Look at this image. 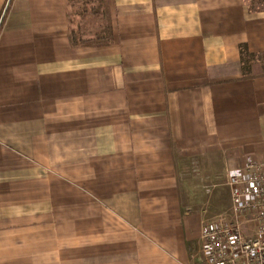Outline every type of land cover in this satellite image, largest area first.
Wrapping results in <instances>:
<instances>
[{
    "label": "crops",
    "instance_id": "obj_1",
    "mask_svg": "<svg viewBox=\"0 0 264 264\" xmlns=\"http://www.w3.org/2000/svg\"><path fill=\"white\" fill-rule=\"evenodd\" d=\"M77 1L0 0V264H200L181 175L264 163V9L88 0L96 42Z\"/></svg>",
    "mask_w": 264,
    "mask_h": 264
},
{
    "label": "built area",
    "instance_id": "obj_2",
    "mask_svg": "<svg viewBox=\"0 0 264 264\" xmlns=\"http://www.w3.org/2000/svg\"><path fill=\"white\" fill-rule=\"evenodd\" d=\"M227 180L230 209L203 220L199 262L264 264V163L251 161Z\"/></svg>",
    "mask_w": 264,
    "mask_h": 264
},
{
    "label": "rangeland",
    "instance_id": "obj_3",
    "mask_svg": "<svg viewBox=\"0 0 264 264\" xmlns=\"http://www.w3.org/2000/svg\"><path fill=\"white\" fill-rule=\"evenodd\" d=\"M246 1L250 5V7L264 9V0ZM89 5L90 2H88V0H82L73 3V5L71 6L73 26L75 27L79 25V22L83 21L84 19L90 20L88 22H85L84 20L83 26L88 24L92 25L93 28H96L92 30V32H96V42L106 41L107 38H99L98 36L99 32L103 33V30H100V17L97 15H91V6ZM75 12H77V14ZM84 30H87V28H84ZM105 32L106 34L104 35L107 36V31ZM85 35L86 36L84 37H87V35H89L88 31H85ZM84 41H88V39H85ZM68 161L73 164V161ZM193 166L194 169L189 168L187 173L181 175V179H184L183 181L188 183L186 186L187 188L185 189L186 193L183 192L185 197L191 199L188 208L192 212H195L197 214L201 213V215L204 216L203 220H207L219 214L228 212L231 206V196L227 184V176L225 177V174L220 172H215L213 174H201V172L203 171L199 167H197L198 163L195 162ZM60 177H62L61 174ZM66 178L68 179V181H74L75 175L72 172L69 175L66 174ZM202 222L200 224L201 227ZM250 230L251 229H248L247 231L250 233Z\"/></svg>",
    "mask_w": 264,
    "mask_h": 264
}]
</instances>
